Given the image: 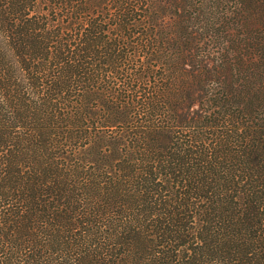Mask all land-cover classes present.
<instances>
[{
    "label": "trees",
    "instance_id": "1",
    "mask_svg": "<svg viewBox=\"0 0 264 264\" xmlns=\"http://www.w3.org/2000/svg\"><path fill=\"white\" fill-rule=\"evenodd\" d=\"M0 264H264V0H0Z\"/></svg>",
    "mask_w": 264,
    "mask_h": 264
}]
</instances>
